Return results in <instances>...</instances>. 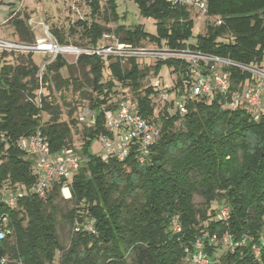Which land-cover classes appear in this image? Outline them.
<instances>
[{"label":"trees","instance_id":"16d2710c","mask_svg":"<svg viewBox=\"0 0 264 264\" xmlns=\"http://www.w3.org/2000/svg\"><path fill=\"white\" fill-rule=\"evenodd\" d=\"M118 1L106 0L117 22L111 30L94 20L99 0H88L90 23L77 21L86 44L95 45L112 32L116 40L135 47L147 40L171 51L216 56L232 63L218 66L227 75L228 89L213 88L211 97L186 98V112L181 114L173 99L188 96L199 75L208 78L209 65L199 61L200 70L195 72L196 66L183 58L158 59L153 72L165 64L176 80L168 90L173 97L155 112L152 99L157 90L142 85L150 67L141 68L134 57L122 61L80 54L76 63L87 68L90 89L81 94L86 93V106L96 115L95 124L88 126L71 116L74 107L67 119H61L60 105L51 95L50 82L68 85L59 73L67 66L61 54L43 68L39 106L29 98L37 94V73L45 55L35 63L33 53H18L23 63L14 65L6 61L12 53L0 51V197L4 191L19 193L14 207L0 201V213H7L13 226V232L0 241V264H186L188 254L205 256L209 264H264V247L258 257L252 253L264 230V91L257 115L244 101L232 106L246 83H258L256 74L244 67L264 66V0H206L212 21L194 42H189L193 20L186 5L129 0L141 16L154 20L151 34L142 24L118 23L122 18ZM13 26L20 41H33L22 19L14 20ZM54 33L62 45H68ZM121 101H128L159 127L160 136L143 163L135 160L134 147L123 160L89 151L93 139L108 133L105 112L116 111ZM37 132L46 137L51 153L69 150L80 159L71 181L53 180L43 197L32 190L35 158L20 147L22 139ZM76 133L78 140L73 137ZM62 186L69 190L64 200L72 204L60 214L72 228L67 246L57 232L56 199ZM194 194L203 199L200 207ZM224 206L226 220L219 216ZM226 233L233 241L232 250L222 241ZM196 240L201 242L199 248Z\"/></svg>","mask_w":264,"mask_h":264},{"label":"built area","instance_id":"2783aa9c","mask_svg":"<svg viewBox=\"0 0 264 264\" xmlns=\"http://www.w3.org/2000/svg\"><path fill=\"white\" fill-rule=\"evenodd\" d=\"M172 5H186L194 7L202 14L207 15L206 0H167ZM218 24L221 23L219 18H216ZM0 51L18 52V53H43L50 56V60H46L39 67L37 78L39 88L35 98H29L33 103L41 105V88H42V71L45 64L53 61L57 54L72 53L77 58L80 54H95L97 56L106 57L113 56L127 60L129 57H138L140 55H149L154 52L146 50L143 47H135L129 43L120 42L116 40L113 44L105 45L101 48H89L74 45H60L57 41L51 39H44L38 42H26L18 40H9L0 38ZM170 56L183 58L191 61L196 66L195 72H198V62L202 61L204 65H209V77L205 78L202 75L192 83L189 87V95L183 98L175 97L173 99V107L179 113L186 112L185 100L186 98H193L196 96H212V89L216 88L220 91L228 89L227 75L219 71L220 64H232L228 60L221 59L216 56L200 54L192 52L188 49L180 51H171ZM167 54V52H164ZM174 54V55H172ZM198 66V67H197ZM251 71L248 67H244ZM258 71L259 76L264 78V71ZM264 83L260 80L253 88L248 89L244 94V102L251 108L255 115H257L262 108L261 95ZM161 99L166 102L168 99L167 93H161ZM240 94L234 96L232 106L238 104ZM77 119L80 123L88 126H93L96 122V115L86 105L82 106L77 113ZM104 125L106 131L105 135H101L99 140L104 146L106 157H115L119 160L125 159L131 149L134 150V157L138 163H143L150 153L151 146L158 140L160 136L159 127L146 120L133 108L128 101H121L116 111H106L104 118ZM26 140V145L23 144ZM20 147L24 149L29 155L34 156L35 162L32 167V174L36 176V180L32 186V190L39 197L46 196L51 188V182L55 179H62L64 183H69L80 167V159L77 154L69 150L61 151L53 154L49 151L46 137L40 132L20 141ZM66 190V186L61 187V191ZM19 197V193L4 191L1 194L0 201L7 207H14ZM69 197V196H68ZM221 219L226 220L228 217V207L224 206L219 212ZM173 228L178 231L179 226L174 221ZM90 229V227H88ZM13 232V226L7 213H0V241L5 240ZM214 238V236H213ZM222 241L227 244L228 248L232 250L234 244L229 234H224ZM245 238L242 239V243ZM201 242L195 241V248H199ZM264 247V230L260 240L252 245V253L254 257H258L261 248ZM187 260L192 264H209V260L205 256L188 255Z\"/></svg>","mask_w":264,"mask_h":264},{"label":"rangeland","instance_id":"374dc122","mask_svg":"<svg viewBox=\"0 0 264 264\" xmlns=\"http://www.w3.org/2000/svg\"><path fill=\"white\" fill-rule=\"evenodd\" d=\"M99 3L100 10L98 14L95 15L94 20L106 28L113 30L116 27L117 22L112 20V16L109 14L107 9L106 0H99ZM118 3V13L122 16L118 23H124L128 26L132 24H142L147 32L151 34L155 33L154 20L152 18L141 16L136 4L129 0H125V2L119 0ZM187 7L190 17L193 20L192 36L189 39V42H194L196 36L198 34H202L205 31L206 24L212 20L209 19L207 15L202 14L196 8L190 6ZM16 19H22L28 24L32 34L34 35L32 42L51 39L62 45L54 33V30H56L57 34L67 41L68 45L80 46L85 45L87 39L84 37L82 28L77 24V21H86V23L89 24L91 17L88 0H0V38L9 40L14 39L18 41L21 40L13 26V21ZM116 39L117 37L112 32H106L95 45L86 44L85 46L89 48H101L105 45L113 44ZM139 47H143L146 50H151L154 52L153 54L149 55H140L135 59L138 61V64L141 68L150 67L148 75L142 81V85L143 87L152 85L157 90V94L152 99L155 106V112H157L164 105L160 96L161 93H168V100L173 97L174 94L168 90L174 87L176 74L172 72L171 67L165 64H161L158 67L157 73L153 72V67L158 59H165L173 56H170L171 54L167 51L168 48L165 46H157L156 44L147 40L142 41ZM164 52H167V54ZM11 53L12 55L9 54L6 57L7 62L14 65L23 63V57H21L18 52L13 51ZM42 55L45 54L33 53V61L35 63H40L43 57ZM61 55L66 61L67 66L62 67L59 70V73L63 81H68V85L65 86L61 84L59 87H57L53 82H50V86L51 95L60 105V118L67 119L69 116V109L71 107H74L71 116L77 117V113L80 108L87 104V99L84 98L86 93L84 95L81 93L83 91H89L90 89L86 84L85 77L87 68L82 69L79 65H77L74 54L64 53ZM45 58L46 60H50L49 55H45ZM249 69L252 71L254 68ZM259 70L264 71V66ZM254 73L256 74L257 82L262 80L264 83V78L259 76L258 71L257 73L256 71ZM73 79L76 80L77 85L74 84ZM255 85L256 84L249 85L246 83L240 94L238 103L244 101L245 92L248 89L253 88ZM127 96H129L130 100L133 99L134 101V95L129 93ZM260 108H262V104ZM46 119L47 115L43 114L42 121H45ZM77 136V133L73 135L75 140H78ZM23 144L26 145V140H24ZM89 151L94 154H100L103 158H106L104 146L98 138H95L91 141ZM68 196L69 192L61 191L60 195L56 199L59 206L57 232L60 242L64 246L68 245L70 235L72 233V228L69 222L60 218V214H63L68 208L72 206L71 201L64 200L65 198H68ZM193 200L197 207H200L201 202L203 201L200 194H194ZM186 264H192V262L186 261Z\"/></svg>","mask_w":264,"mask_h":264},{"label":"bare ground","instance_id":"6f19581e","mask_svg":"<svg viewBox=\"0 0 264 264\" xmlns=\"http://www.w3.org/2000/svg\"><path fill=\"white\" fill-rule=\"evenodd\" d=\"M66 192V190H64ZM68 194V193H67Z\"/></svg>","mask_w":264,"mask_h":264}]
</instances>
